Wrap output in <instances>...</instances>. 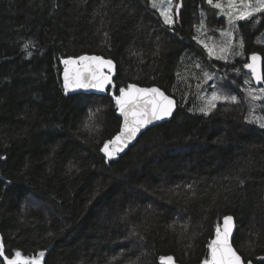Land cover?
<instances>
[{
  "label": "trees",
  "instance_id": "1",
  "mask_svg": "<svg viewBox=\"0 0 264 264\" xmlns=\"http://www.w3.org/2000/svg\"><path fill=\"white\" fill-rule=\"evenodd\" d=\"M202 13L206 25L222 22L206 0H180L171 28L149 0H0L5 255L43 251L42 264H161V256L196 264L230 214L237 251L264 264V129L245 120L246 96V105L219 102L207 116L194 93L184 99L194 61L225 67L227 77L242 67L240 59L209 58L193 39ZM256 19V27H238L244 55H261L264 72V44L254 43L264 16ZM82 54L113 60L117 87L65 93L61 59ZM131 83L156 85L177 106L169 121L106 160L100 149L121 120L112 94ZM254 111L264 116V108Z\"/></svg>",
  "mask_w": 264,
  "mask_h": 264
},
{
  "label": "snow or ice",
  "instance_id": "2",
  "mask_svg": "<svg viewBox=\"0 0 264 264\" xmlns=\"http://www.w3.org/2000/svg\"><path fill=\"white\" fill-rule=\"evenodd\" d=\"M152 8L159 12L163 18V24L171 28L174 23L173 0H151ZM206 3L213 9L219 10V14L226 17L227 28L220 30V35L224 38L221 43L209 42L202 33L205 30L206 19L202 13V18L197 27L198 35L193 39L200 44L208 54L209 58L227 61L229 57L244 55L243 37L237 42L234 40L235 33L239 32L238 22L254 21V26L260 23L259 16H264V0H206ZM176 9L180 5H175ZM248 62L243 64V68L250 71V77L244 80L246 87L243 91L246 93L247 103L249 104L248 114L245 120L249 123L257 124L264 129V116L254 115V109L264 108V86L253 87L252 81L257 85H264V72L261 70L262 57L253 53L248 58ZM64 68V90L75 89H95L99 92H105L107 87L116 88L111 75L113 71V61L104 59L102 56H79L78 58H67L62 61ZM76 66V67H70ZM195 67L201 68L200 63ZM107 69V72L104 69ZM237 73L240 72L236 68ZM214 79V74L203 72L202 83H207ZM201 85L198 84L197 88ZM213 91L210 96L202 97L205 101L204 106L198 110L204 115H209L217 107L218 102H228L232 105L243 103L237 94L225 93L218 90L217 85H212ZM118 95L113 94L116 108L123 116V125L120 132L111 140L104 142L100 151L104 154L106 160H112L119 153L123 152L129 144L134 141L141 129L152 124L154 121L164 120L173 114L175 107L174 101L164 94L159 88H140L135 84H128L127 87H119ZM96 111H99L97 109ZM94 113H89V119ZM88 128L87 123L84 124ZM241 184L243 180L239 181ZM191 189V185L187 186ZM95 199V197H93ZM91 203V201H90ZM236 222L232 215H225L223 223H218L215 227V238L208 244L209 254L202 264H245L241 255L233 248L230 242ZM45 253L39 252L32 257L23 256L20 251H16L14 256L5 255L4 247L0 244V257H3V264H42V258ZM113 259H116L113 257ZM139 259V258H137ZM161 264H175L172 256H161ZM132 264V262H130ZM247 264H252L251 260Z\"/></svg>",
  "mask_w": 264,
  "mask_h": 264
},
{
  "label": "rangeland",
  "instance_id": "3",
  "mask_svg": "<svg viewBox=\"0 0 264 264\" xmlns=\"http://www.w3.org/2000/svg\"><path fill=\"white\" fill-rule=\"evenodd\" d=\"M150 1V4L152 6V3H151V0ZM177 3V0H173V10H174V15H175V5ZM218 13H219V10H218ZM223 17V16H222ZM162 18V17H161ZM174 19H175V16H174ZM163 20V18H162ZM221 23L219 24H215V25H218L216 27L214 26H210V25H205V30L203 31L202 35L207 38L209 40V42H215L217 44L221 43L222 40L224 39L221 35H220V30L222 28H227L228 25H227V21H226V17H223L221 19ZM200 23V22H199ZM251 24L253 27H256L257 24H255L254 26V21L249 23ZM247 22L245 23V26H248L249 25ZM199 24L197 23L196 26H198ZM239 26V25H238ZM198 35L197 33V27L195 28V36ZM241 34L240 32H237L235 33L234 35V40L235 41H239L240 38H241ZM254 43L258 46V44H264V25H263V28H262V31L257 35V40H254ZM264 47V46H263ZM252 54V53H251ZM250 54V55H251ZM250 55H243V56H236V57H229V59L227 60V62H232L234 59H240L242 60V67L240 69V72L237 73L235 70L234 73L229 74V77H227V74L224 73L225 72V67H219L218 65L216 66H211L212 65H215L213 62H208V63H211V64H208V65H203L201 66V68H197L195 67V74L193 75V78H192V86H189L188 89L186 90V93H185V100H188V96L189 94L192 92L194 93L196 96H197V101L199 100L200 103H201V106H204V99L202 97H205V96H210L211 92L213 91V87L212 85L215 83L218 87V90L222 91V92H225V93H233V94H237L239 99L241 101H243V103L245 104V100L242 99L244 96H246V93L243 91V89L246 87V85H244V80L246 78H249L250 77V71L247 70V69H244L243 68V60H244V63L248 62V57ZM261 56V55H260ZM225 61V60H224ZM194 66L196 65L197 61H194ZM235 67V66H234ZM238 67H235L234 69H236ZM209 70H215L217 71V75L218 77L217 78H214L213 80L211 81H208L206 84L205 83H202V80H203V72H209ZM242 70H245L244 72H242ZM232 71V70H231ZM218 72H222V73H218ZM198 73V74H197ZM212 74V72H209ZM235 75V76H233ZM232 77L233 80H232ZM235 84V89L234 91H230V88L227 87V84ZM200 84L201 87L200 88H197V85ZM252 86L253 87H258L259 85L256 84L255 81H252ZM261 86V85H260ZM219 103V102H218ZM217 103V104H218ZM225 103V102H223ZM242 104V103H241ZM246 105V104H245ZM254 115H256V112L254 111L253 113ZM38 255V254H36ZM34 256V255H33ZM29 257H32V256H29Z\"/></svg>",
  "mask_w": 264,
  "mask_h": 264
},
{
  "label": "water",
  "instance_id": "4",
  "mask_svg": "<svg viewBox=\"0 0 264 264\" xmlns=\"http://www.w3.org/2000/svg\"><path fill=\"white\" fill-rule=\"evenodd\" d=\"M177 12H178V10H176V14H177ZM79 56H101V55H97V54H82V55H79ZM79 56L71 57V58L75 59V58H78ZM102 57H103V56H102ZM67 58H69V57H66V58L61 59V64L63 65V71H62V74H61L62 85L64 84L63 73H64V68H65V65L62 63V61H63L64 59H67ZM103 58H104V57H103ZM104 59L108 60L107 58H104ZM112 61H113V60H112ZM70 67H73V68H74V67H76V66H70ZM104 71L107 72V69L105 68ZM114 72H115V63H114V61H113V71H112V73H111L112 77H113V75H114ZM131 84H135L137 87H140V88H153V87H155V88H159L162 92H164L165 95H167L169 98H171V99L174 101V103H175V107H174V109H173V114H174V111H175L176 106H177V99H176L174 96H172V95L166 93L162 88H160V87H158V86H156V85H150V86H148V85H140V84H136V83H131ZM263 86H264V85H263ZM108 88H109V87H107L106 90H107ZM63 89H64V87H63ZM64 91H65V90H64ZM105 92H106V91H105ZM105 92H99V91H97V90H95V89H87V90H85V89H75V90H69L68 92H65V93H67V94H78V93H87V94L96 93V94H104ZM116 114H117V116L121 119V120H120V126H119L118 131H117V132L111 137V139L114 138V137L120 132V129H121L122 125H123V119H124V118H123L122 115H120V113H119V111H118L117 108H116ZM173 114H172L171 116H169V117H166L164 120L154 121L152 124L146 126V128L141 129V132L137 134L136 139H135L134 141H132V142L129 144V146H128L127 148L124 149L123 152L119 153L115 158H113V160L118 159L119 155H121V154H123L124 152H126V151H127V150H128V149H129V148H130V147L136 142V141H137V139L139 138V136H140L145 130H147L148 128H150V127H152V126H154V125H156V124H159V123H163V122L169 121V120L172 118ZM111 139H110V140H111ZM228 215H230V214H228ZM222 223H223V218L221 219L220 224H222ZM235 232H236V228L234 229L233 236H234ZM233 236H232V238H231V240H230L231 243H232ZM214 238H215V235H214V237H213L212 239H214ZM212 239H211V240H212ZM232 246H233V248L237 251V249L235 248V246L233 245V243H232ZM237 253L240 255V253H239L238 251H237ZM241 257H242V256H241ZM204 260H205V259H204ZM204 260H202L201 262L196 263V264H202V262H203ZM242 260H243V258H242ZM243 261H244V260H243ZM244 262H245V261H244ZM245 264H247V262H245ZM252 264H253V262H252Z\"/></svg>",
  "mask_w": 264,
  "mask_h": 264
},
{
  "label": "bare ground",
  "instance_id": "5",
  "mask_svg": "<svg viewBox=\"0 0 264 264\" xmlns=\"http://www.w3.org/2000/svg\"><path fill=\"white\" fill-rule=\"evenodd\" d=\"M241 255V254H240ZM242 256V255H241ZM243 258V257H242ZM243 260H244V258H243ZM245 261V260H244ZM246 262V261H245Z\"/></svg>",
  "mask_w": 264,
  "mask_h": 264
}]
</instances>
